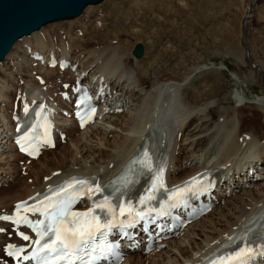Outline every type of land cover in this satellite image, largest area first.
<instances>
[{
	"label": "bare ground",
	"instance_id": "6f19581e",
	"mask_svg": "<svg viewBox=\"0 0 264 264\" xmlns=\"http://www.w3.org/2000/svg\"><path fill=\"white\" fill-rule=\"evenodd\" d=\"M89 7L92 6L87 8ZM113 18L116 26L120 19L115 14ZM67 23L72 25L74 22L68 21ZM51 26L60 27V24H47L39 31L22 38L14 44L4 61L0 63V72H2L0 74L2 76L0 77V104H2L0 106V136L4 130H8L9 133L13 130L12 123L3 108V105L8 106L10 103L11 107L13 106L15 99L11 100V90L14 92L18 90L16 87L18 80L13 72L24 77L20 79L23 78L22 80L26 83L27 90L24 94L26 98L45 96L31 75L35 70L38 71L35 75L42 74L40 76L48 85L47 96H53L55 93L53 90L59 82L60 87L62 83H67L62 81L63 76L55 69L47 70L43 65L33 68L34 62L26 54L28 47L41 53L55 50L58 54L70 56L72 63L77 65L74 72L75 78L84 75L86 70L92 71L90 79L86 81L88 85L95 80L98 81L103 70L107 71L103 76L104 84L110 86L111 89H116V95H119L118 100L113 103L126 106L125 110H127L125 113L123 110L121 114L104 115L95 125L81 132L73 127L70 120L59 116L61 109L57 103L55 115L63 128L68 127L69 141L76 155L79 156L73 161L75 167L64 166L59 170L55 168L60 171L55 176L52 174L55 171L51 169L48 171L46 167L48 173L43 175L44 181L42 182H38V175L42 174V170L34 171L33 184L31 183L30 186L24 184L19 195L8 196L7 193V197L4 196L6 198L0 197V210L5 208L10 210L17 202L43 192L50 184L61 183L73 175H90L102 181L109 179L123 167L147 134L152 137L150 152L140 165L146 164L150 159L161 161L162 158L167 157L166 178L170 185L181 183L207 167L216 169L218 175L216 189L219 191V196L214 195V199L226 202V195L224 191L221 192L222 189L229 191L238 189L245 177L247 180L245 179L243 183L246 182L249 185L253 183L249 171L255 169L257 172L258 162L264 161V135L259 131L264 128V121L256 120V117L255 120L259 122V126L253 123L254 116L250 109H248L250 115L247 120L252 123L245 124L246 118L242 110L232 108L230 98H225V102L216 103L215 106H208V102L217 96L211 93L212 88L217 89L214 85L212 88L207 86L204 90L195 83L193 85L195 88L190 89L191 85L181 88L179 82L176 85L174 82L158 79L147 84L150 65L144 63L145 53L140 58L142 54L140 48L134 51L133 56L131 49L124 50V52L121 48L111 46V44L105 45L106 41L101 46L90 47V43L96 44V42H91L97 37L98 24L96 23L83 27L76 33L65 31L67 33L64 37L45 35L47 32L43 34ZM105 29L107 35L104 37L114 39L117 30L108 27ZM79 32H82L80 36L83 38V35H86V39L81 40L77 36ZM17 52L19 56H16ZM14 56L15 61L12 59ZM11 59L12 63L9 68L2 69L5 62ZM65 72L66 75L73 74L69 69ZM52 78L55 81H51ZM191 98L198 99L190 103ZM161 100V103L166 102V106L170 109L156 110V105ZM109 101H111L109 98L105 100V102ZM154 109L164 116V120H160L162 123L159 121L157 125H153L155 119H150L149 111ZM166 112L175 113L176 118L172 119V122L166 121L165 118L168 115ZM258 112L264 114V109ZM118 130L119 134H117ZM74 131L78 132V137L72 139L71 133ZM110 131H113L112 142L107 137ZM88 133L90 134L87 135ZM3 142L4 140L0 139V187L14 175L10 171L14 162L18 158L22 160L21 156L13 151L10 143ZM103 149L104 151L107 149V154H102ZM180 155L184 157L181 158ZM86 160L91 161L89 165L85 164ZM223 171H228V175L221 176ZM240 172H244V175ZM12 178L14 180L15 176ZM22 183L24 182L18 180L17 185ZM241 191L239 195L227 200L228 203L224 206L215 208L210 214L190 225L183 235L164 243L158 253L146 256L130 255L125 264H198L219 244L228 245L236 242L240 237L242 226H246L249 231L264 229V220L258 214L259 210L264 207V185L259 184L255 192L248 189ZM196 237H199V242L195 241ZM2 238L3 236L0 235V240Z\"/></svg>",
	"mask_w": 264,
	"mask_h": 264
},
{
	"label": "rangeland",
	"instance_id": "374dc122",
	"mask_svg": "<svg viewBox=\"0 0 264 264\" xmlns=\"http://www.w3.org/2000/svg\"><path fill=\"white\" fill-rule=\"evenodd\" d=\"M113 13L120 19L116 26L113 22ZM68 21L74 23L69 25ZM54 23H59L60 27H48L43 34L47 32L45 35L64 37L67 33L65 31L76 33L79 29L96 23L98 24L97 37L91 40L96 44L90 43V47L101 46L106 41L105 45L111 44L123 51L131 49L133 56L134 51L140 48L142 51L140 58L146 54L144 63L150 65L147 84L158 79L168 80L174 84L179 82L181 88L191 85L190 89L195 88L193 86L195 83L204 90L207 86L212 88L214 85L217 89L212 88L211 93L217 96L208 102V106H215L216 103L225 102V98H230L231 107L242 110L247 122L245 124L251 122L247 120L250 115L248 109L254 116L253 123L259 126L256 120L264 121V114L258 112L264 109V0H103L98 5L86 8L74 20ZM105 27L117 30L114 39L104 37L107 35ZM81 33L79 32L77 36L81 40L86 39V35L82 34L84 38L80 36ZM19 55L17 52L16 56ZM14 58L15 56L12 57L13 61H15ZM12 59L6 61L2 69L9 68ZM13 74H16L15 78L17 77L16 80H18L16 87L24 89L23 81L19 80V77L23 76L16 72ZM53 78L51 81H55ZM52 84L55 85L54 82ZM11 97L13 98L12 95ZM191 99L190 103L198 98ZM161 102L162 100L156 105V110L170 109L166 106V102ZM155 109L149 111L151 115L153 114L150 115V119H155L153 125L164 120L162 113ZM168 115L165 118L168 122L176 118L175 113L169 112ZM255 124L253 125L256 126ZM259 131L264 135V128ZM75 132L71 133L72 139L78 137V132ZM112 132L110 131L111 134L107 135L110 142L113 140ZM119 132L118 130L117 134ZM73 149L72 143L67 141L64 144L60 143L54 150L46 152L35 162L25 164L18 158L10 170L14 173L16 180H9L4 186L2 183L0 197L19 195L24 184H28L27 186L33 184L34 171L42 170V174L38 175V182H42L43 175L48 171H58L64 166L74 168L73 161L79 156ZM102 154H107V149L105 151L103 149ZM180 156L184 157V155ZM90 162L86 160L85 164L89 165ZM25 175L26 178L22 177ZM18 180L24 183L17 185ZM243 182L238 187L240 190H232L231 193L233 191L235 193L228 195L227 200L239 195L241 190L248 189L255 192L259 184L264 185V180H260L252 187L244 188ZM223 191L225 192L224 189L221 192ZM227 200L221 206L228 203ZM195 241L199 242V237H196Z\"/></svg>",
	"mask_w": 264,
	"mask_h": 264
},
{
	"label": "snow or ice",
	"instance_id": "6c2138e0",
	"mask_svg": "<svg viewBox=\"0 0 264 264\" xmlns=\"http://www.w3.org/2000/svg\"><path fill=\"white\" fill-rule=\"evenodd\" d=\"M94 111V110H93ZM19 143V142H18ZM24 151V147H21ZM31 154V153H29ZM159 177L153 180V189H155L157 180ZM72 183L84 184V181H73ZM162 186V185H161ZM98 190V189H97ZM60 191H63L61 189ZM151 195L147 197L142 196L140 203L143 204L145 199H152ZM73 203V196L71 194H65L63 197H58L55 200L49 199L48 204L43 208H25V211L40 212L43 219L33 223L27 219L26 216L12 217H0V219L12 220L14 224L25 223L28 224L36 234V240L34 241L36 247L33 249V258L42 262V264H49L47 256L57 254L60 258L71 257L81 250L88 251L91 242L96 240L98 233H103L105 230L111 229L114 224L112 220L104 219L94 215L93 210H89L85 213H74L70 211ZM107 205V201L102 204L96 205V207L104 210ZM20 208V205H17ZM111 212V209H109ZM133 209L128 208L129 216L132 215ZM119 214L125 215V209L120 208ZM113 217L115 213L112 212ZM137 216L140 213H136ZM123 224V221H121ZM22 239L27 241L28 236H22ZM113 246L111 244L104 245L100 248V255L104 256L106 253L112 251ZM8 255L17 259H28L27 256L21 257L20 253L24 252L23 248H15L12 245L8 246ZM96 249L92 248L91 252H95ZM251 249L241 248L234 254V259L243 264L245 255L250 252ZM47 254V255H42ZM96 257L93 256L91 260L86 261L85 264H92V261ZM71 264V261L69 262Z\"/></svg>",
	"mask_w": 264,
	"mask_h": 264
},
{
	"label": "water",
	"instance_id": "95a60500",
	"mask_svg": "<svg viewBox=\"0 0 264 264\" xmlns=\"http://www.w3.org/2000/svg\"><path fill=\"white\" fill-rule=\"evenodd\" d=\"M102 1L0 0V63L17 41L49 23L77 18L86 7Z\"/></svg>",
	"mask_w": 264,
	"mask_h": 264
}]
</instances>
